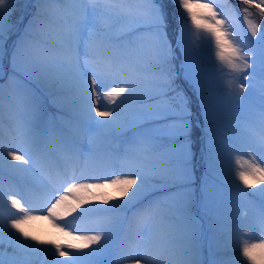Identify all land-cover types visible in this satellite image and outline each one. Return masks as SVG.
I'll return each mask as SVG.
<instances>
[{
	"label": "rangeland",
	"instance_id": "obj_1",
	"mask_svg": "<svg viewBox=\"0 0 264 264\" xmlns=\"http://www.w3.org/2000/svg\"><path fill=\"white\" fill-rule=\"evenodd\" d=\"M146 2L121 0L120 6L140 10L142 18ZM159 2L167 19V40L172 51L159 44L147 23L117 24L103 54L112 58L113 68H119L121 74L104 81L100 103L96 105L102 111L115 108L116 104L104 93L114 87L125 86L124 80L135 82L138 88L153 97L144 104L125 103L120 109L122 117H130L141 109L149 113L141 131L153 137L147 167L155 180L133 211L152 206L148 221L151 241L145 243L138 231L130 229L128 221H124L113 242L93 259L95 264H135V260L142 256L148 258L149 264H218L225 259L231 260L232 264H249L242 255L244 243H260L264 239V231L260 228L262 211L257 209L264 206V202H259L264 201L259 194L264 184L247 187L236 174L240 170H248L247 152L251 151L248 145L264 135V46L261 44L264 14L247 6L246 16L242 11L246 6L239 1L215 0L214 6L224 13L221 18L226 19L224 27L232 42L253 53L249 60L253 67L239 72L215 56V45L208 33L198 32L190 21L184 28V14L175 0ZM38 13H42L41 19L31 24ZM64 14L62 8L54 4L42 5L40 0H16L12 5L11 22L14 27L6 41L5 54L0 57V122L3 124L0 136L3 143L0 152V222L6 223L13 215H23L9 203L13 194L25 210H31L32 215H45L41 210L45 199L41 183L45 182L46 173L38 157L33 155V145L17 134L19 123L36 126L37 138L44 142L54 165L64 163L57 136L76 144L84 155L91 150L102 154L112 139L100 134L94 125L77 115L73 91L54 84L51 69L44 71L39 63L42 55L53 61L58 59L60 41L67 32V26L58 18ZM249 22L259 26L256 38L251 36ZM27 33L30 35H27L25 46L13 61L15 46L25 39ZM87 44L85 33L80 37L78 47L81 64L87 58ZM182 66H186L188 72L182 71ZM99 68L104 70L105 66L100 65ZM162 76L168 77L176 91L164 89L166 95L157 94L161 90L155 86ZM244 76L248 79L245 80ZM194 81L199 83L194 84ZM241 85H244L243 91ZM35 100L42 103L33 105ZM181 101L184 110L179 112L176 105ZM43 102L51 107L49 119H53L44 125L43 120L37 117L46 115ZM177 115L184 119H176ZM95 119L101 118L96 116ZM256 129L259 134H256ZM209 133L215 137L216 154V162L211 169L207 160ZM136 135L124 132L114 142L130 143ZM126 143L121 146H126ZM10 149L17 150L24 159L12 161L7 156ZM126 171L128 169L120 161H113L108 167L91 174L108 177ZM81 174L80 168H76L75 175ZM206 186L211 192L210 199L205 197ZM104 191L117 195L112 189L101 190ZM127 217L130 220L132 212H128ZM47 221L52 232L43 241L65 245L64 250L71 255L60 258L51 245L36 244L43 251L30 253L33 264H57L58 260L86 264L85 254L99 247L96 244L82 250L66 247L83 242L74 239L75 236L96 234L100 225L95 222V217L73 219V216H68L57 222L68 225L64 231ZM11 231L21 240L25 239L15 230ZM25 242L35 244L31 240ZM3 247L5 251H11L7 234ZM256 256L257 264H264L259 249ZM139 264H145V260L139 259Z\"/></svg>",
	"mask_w": 264,
	"mask_h": 264
},
{
	"label": "snow or ice",
	"instance_id": "obj_2",
	"mask_svg": "<svg viewBox=\"0 0 264 264\" xmlns=\"http://www.w3.org/2000/svg\"><path fill=\"white\" fill-rule=\"evenodd\" d=\"M16 0H0V57L5 54V44L14 25L11 22L12 5ZM42 5L54 4L64 10V15L58 19L67 26V32L60 41L59 57L55 61L47 55L39 58V63L44 71L49 68L52 71V82L60 87L73 91L76 100L77 115L86 123L94 125L97 131L105 136L111 137L102 154H97L91 150L84 155L79 147L73 142L57 136L56 141L59 146V153L64 161L63 165H54L49 158V154L44 146V142L37 138L34 131L35 125L21 122L17 125L16 132L30 142L36 155L43 165L46 173L45 182L41 183L43 191L44 206L41 209L45 212L42 217L31 214V210H25L20 202L15 198V194L9 197L12 208L18 209L23 215L9 218L7 222H0V264H33L30 253H38L43 249L37 248L36 244L51 245L55 250V255L60 258L69 257L70 252L65 251V245L56 241L39 240L35 235L25 229V225L35 219L49 220L53 227L64 231L67 224L60 225L57 222L65 220L68 216L95 217V222L100 225L96 234L75 236L74 239L83 241L80 244H68V249L82 250L96 244L99 247L91 253L85 254L86 264H95L93 257L101 251L107 249L113 242V237L122 226L124 221H128L130 229H136L144 238L145 243L151 241V230L148 221L151 219L152 206L137 209L143 199L145 192L150 184L155 180L154 175L149 174L147 167V157L151 151L153 137L148 132L141 129L145 127V120L149 117L147 110L141 109L133 113L130 117H122L121 107L125 104H144L148 99H152L146 92L138 88L137 84L130 80H124L125 86L114 87L104 93L116 107L111 110H101L100 92L103 91L102 85L108 78L121 74L119 68H113L111 57L103 54L104 49L109 45L116 31L117 24L120 23H147L154 32L161 46L169 52L172 46L167 40V19L160 5L159 0H147L146 7L143 9V17L139 15L140 10L122 7L121 0H40ZM176 6L184 14V28L188 27V22L198 32H206L211 37L215 45V56L233 71L244 72L251 69L253 64L249 62L253 53L250 50L242 49L234 44L230 39V33L225 29L226 19L221 18L223 11H218L214 6L215 0H175ZM245 5L242 11L247 16L249 8L254 6L264 14V0H239ZM197 9V11H194ZM42 13H38L36 19L31 24L37 23L41 19ZM251 36L256 38L259 26L249 22ZM87 34L88 51L87 57L81 64L78 51L80 37ZM25 39L20 40L15 46L12 59L15 61L26 43ZM261 44L264 46V33L261 34ZM104 65L105 69L100 70L99 66ZM186 66H182V71L188 72ZM170 75V74H169ZM247 80L248 76H244ZM199 81H194L198 84ZM100 86V87H98ZM156 88L161 91L159 94H167L176 91L168 77L162 76ZM244 85H241V91ZM119 101V103H117ZM208 106L206 105V108ZM0 108H2V97H0ZM179 112L184 110L183 101L176 105ZM210 115V112H209ZM99 116L101 119L96 120ZM176 119H184L177 115ZM3 124L0 122V136H2ZM124 132H133L137 135L130 142L116 144L114 141L121 138ZM126 143V146H121ZM251 151L248 155V170H240L237 177L247 187L264 184V135L258 140L248 145ZM215 137L209 133L207 160L211 169L216 162ZM3 150V143L0 141V152ZM28 154V153H26ZM7 156L12 161H22L24 157L18 154L17 150H8ZM31 158V157H30ZM113 161H120L128 169L120 174H113L108 177L93 175L102 167H108ZM27 163V161H25ZM239 164L240 161L238 160ZM2 164V157H0ZM19 168V165H10ZM243 168V165H240ZM80 168L81 175H75L76 168ZM54 169V171H53ZM23 170V169H21ZM234 182V181H233ZM112 189L111 192H101V190ZM206 199H210L211 192L206 186L204 189ZM259 194L264 197V188L259 190ZM112 201H117L113 203ZM107 205L101 207L100 205ZM132 212L129 220L127 213ZM75 214V215H73ZM260 228L264 231V209L261 212ZM19 233L25 239L21 240L15 233ZM7 234L8 247L11 251L4 249V237ZM70 234V233H69ZM31 240L35 244H28L25 241ZM260 250L261 258L264 259V239L260 243H244L242 255L249 264H257L256 250ZM145 264H149L147 257ZM139 259L135 264H139ZM57 264H71L70 260H58ZM218 264H232L229 259L221 260Z\"/></svg>",
	"mask_w": 264,
	"mask_h": 264
},
{
	"label": "bare ground",
	"instance_id": "obj_3",
	"mask_svg": "<svg viewBox=\"0 0 264 264\" xmlns=\"http://www.w3.org/2000/svg\"><path fill=\"white\" fill-rule=\"evenodd\" d=\"M123 117H129V116H123ZM34 178L38 179V177H35V176ZM37 217H40V216H37ZM25 229L31 235H35L38 239H42V240L49 238V235L52 232V227L49 225L48 221L45 219H39V218L32 220L28 224H26Z\"/></svg>",
	"mask_w": 264,
	"mask_h": 264
},
{
	"label": "trees",
	"instance_id": "obj_4",
	"mask_svg": "<svg viewBox=\"0 0 264 264\" xmlns=\"http://www.w3.org/2000/svg\"><path fill=\"white\" fill-rule=\"evenodd\" d=\"M39 103H42L41 100H40L39 102H38V100H37V101L35 100V102L33 103V105H35V104H39ZM43 103H46V102H43ZM42 106H43L42 108L45 107V105H42ZM32 108H33V107H31V110H33ZM37 109H38V108H37ZM37 109H36V110H37ZM29 110H30V108H29ZM39 110H40V109H39ZM43 110H44V109H43ZM25 111L28 112V110H26V108H25ZM27 112H26V114H27ZM45 112H46V115H44V117L41 116V115H38V116H37L39 119L43 120V121H42V125H44L45 123L48 124L47 121H48L49 123L53 122V121H52L53 119H49V112H51V107H48V106H47V109L44 110V113H45ZM26 114H25V115H26ZM22 120H23V119H22ZM50 121H51V122H50ZM31 122H33V121H31ZM43 123H44V124H43ZM49 126L52 127L51 124H50ZM256 134H259V130H258V129H256ZM259 202H264V201H263V200H260ZM257 209L260 210V211H262V209H264V206H262V205H261V206H258Z\"/></svg>",
	"mask_w": 264,
	"mask_h": 264
},
{
	"label": "water",
	"instance_id": "obj_5",
	"mask_svg": "<svg viewBox=\"0 0 264 264\" xmlns=\"http://www.w3.org/2000/svg\"><path fill=\"white\" fill-rule=\"evenodd\" d=\"M237 1H239V0H237ZM248 7H250V8H252V9H254V10L260 12V10H259V9H256L254 6H248ZM260 13H261V12H260Z\"/></svg>",
	"mask_w": 264,
	"mask_h": 264
}]
</instances>
